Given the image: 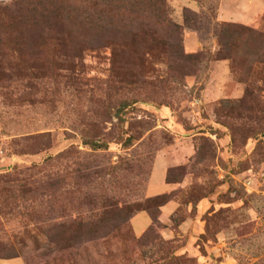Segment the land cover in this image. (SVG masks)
<instances>
[{"label": "rangeland", "instance_id": "rangeland-1", "mask_svg": "<svg viewBox=\"0 0 264 264\" xmlns=\"http://www.w3.org/2000/svg\"><path fill=\"white\" fill-rule=\"evenodd\" d=\"M46 1L61 20L20 29L19 42L46 54L17 60L20 0H0V243L16 249L1 247L0 264H264V66L247 99L220 39L229 26L264 31V0H167L194 57L181 68L144 7L132 17L110 0ZM164 196L138 244L148 213L129 214Z\"/></svg>", "mask_w": 264, "mask_h": 264}, {"label": "trees", "instance_id": "trees-1", "mask_svg": "<svg viewBox=\"0 0 264 264\" xmlns=\"http://www.w3.org/2000/svg\"><path fill=\"white\" fill-rule=\"evenodd\" d=\"M111 3L115 5L114 8V15H116V12L119 11L121 13L122 11H125V7L130 8V12L132 13L129 16L135 17L134 14L137 13L141 8L144 7L145 10H147L148 14L144 15L140 18L142 22H147L148 20L153 19L157 20V18H163V24L166 28V31L168 32L169 36L166 42L163 44V47H165L166 55L168 56L169 60L175 64V67L181 68L185 63L190 62L193 60L194 57L186 55L184 50L182 49V40H181V28L180 26L176 25L174 21L172 20V10L167 4V0H110ZM97 10L94 9V11ZM99 10V9H98ZM90 11H93L90 10ZM56 9L51 7L46 0H20L19 2V8L17 10V16L14 18L16 29L14 30L13 34L16 39L13 40V46H8L9 55H11L13 58H16L17 60H21L26 57H34V56H40L45 55L46 52L42 50L41 48L37 50V52L33 53L28 51V45L27 43H19L22 39H25L24 34L21 33L20 29L22 28H36L38 29L42 23H49V20H56L60 21L61 18L59 16L54 17V13H56ZM7 13H10L9 9L0 7V34H2V31L6 30L7 23L3 22V17H9ZM104 13V12H102ZM3 16V17H2ZM135 19L129 20V26L128 23H126L125 26L131 30L133 34L134 31H136L134 27ZM110 20H108V23ZM127 22V21H126ZM133 26V27H132ZM228 29L232 30L234 33L233 36L228 38V41L225 40V37L220 38L221 44L223 49L222 54H224V59H228L232 62L233 72L235 76L238 78V81L242 84H245L247 86L246 91V98H252L253 92L251 91L254 82L252 81V71L253 67L260 65L264 66V31L259 30H252L245 27H233L229 26ZM137 32V31H136ZM151 37L153 38V43L157 44L160 43L161 38H157L156 34L151 32ZM72 40L69 39V36H60L59 39H57V42H59V46L64 42V44L67 42L70 45V48L73 46L71 43ZM177 43V48L179 51L172 52L173 44ZM255 46L257 47L256 56L254 58L249 56H244L243 52L247 46ZM117 47V45H115ZM134 44L129 43H123L122 45H118V49L121 48L122 53H133L134 52ZM72 49V48H71ZM29 53H28V52ZM54 52H58L55 50ZM54 52L52 54V57L54 58ZM153 52L152 49H149L148 52L151 54ZM33 53V54H32ZM131 105V102H127L123 104L124 107H128ZM169 203V200L164 197H159L155 199L149 200L145 204H139L137 205V209L134 212H131L129 214L130 219H133V217L140 212H147L151 219L153 220V224L149 229L146 231L145 235L141 237L137 241L138 244H145V242L148 239L147 233L153 232L156 227L160 223V215L161 211L160 209ZM132 215V217H131ZM126 223V222H125ZM85 222H71V225L75 229H82L84 228ZM15 243L8 241L6 243H0V248L4 249H12L16 250L14 248ZM18 252V251H17ZM16 253V252H15ZM19 256H13L11 259H17Z\"/></svg>", "mask_w": 264, "mask_h": 264}, {"label": "crops", "instance_id": "crops-1", "mask_svg": "<svg viewBox=\"0 0 264 264\" xmlns=\"http://www.w3.org/2000/svg\"><path fill=\"white\" fill-rule=\"evenodd\" d=\"M156 172H158V176L160 177V179L157 181V183H155V185H158L157 187H159L157 189H162V190L167 191V192L170 191L172 188H171V186L168 183H166V181L164 179L165 177H164V174H163V168H161L160 170H156ZM139 219H138V222L136 223V229H137V227L141 228L143 225H145V222H147L146 223L147 227L145 229L147 231L148 228L152 224V220H151L150 215H148V214L147 215L146 214L145 215H141ZM145 230L142 231V232L143 233L146 232Z\"/></svg>", "mask_w": 264, "mask_h": 264}]
</instances>
